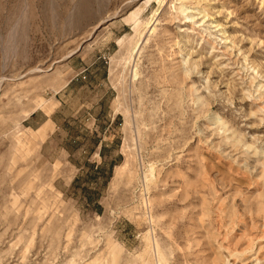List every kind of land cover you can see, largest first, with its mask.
Returning a JSON list of instances; mask_svg holds the SVG:
<instances>
[{
    "label": "rangeland",
    "instance_id": "rangeland-1",
    "mask_svg": "<svg viewBox=\"0 0 264 264\" xmlns=\"http://www.w3.org/2000/svg\"><path fill=\"white\" fill-rule=\"evenodd\" d=\"M159 1L0 0V264H264V0Z\"/></svg>",
    "mask_w": 264,
    "mask_h": 264
},
{
    "label": "bare ground",
    "instance_id": "bare-ground-1",
    "mask_svg": "<svg viewBox=\"0 0 264 264\" xmlns=\"http://www.w3.org/2000/svg\"><path fill=\"white\" fill-rule=\"evenodd\" d=\"M162 3H163V0H160V1H159V6H160ZM157 11H158V9L155 11L154 15L156 14ZM154 15H153V16H154Z\"/></svg>",
    "mask_w": 264,
    "mask_h": 264
}]
</instances>
